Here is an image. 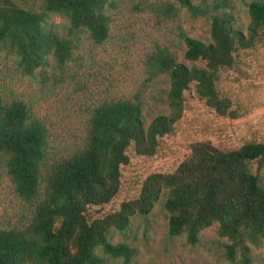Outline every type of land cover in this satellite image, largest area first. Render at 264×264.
I'll use <instances>...</instances> for the list:
<instances>
[{"label": "trees", "instance_id": "obj_1", "mask_svg": "<svg viewBox=\"0 0 264 264\" xmlns=\"http://www.w3.org/2000/svg\"><path fill=\"white\" fill-rule=\"evenodd\" d=\"M193 16L207 11L192 0H175ZM112 0H0V49L18 56L22 72L33 74L48 64L72 58L74 35L88 32L95 43L108 37ZM246 33L228 12L210 15V41L183 33L184 58L202 61L187 66L166 48L148 57L150 77L166 73L168 114L145 125L138 98L103 100L90 111L81 146L49 161L47 129L32 117L21 99L0 95V160L15 194L32 207L26 224L0 228V264H104L105 257L128 263L135 253L125 242L113 243L111 231L123 232L135 214L147 215L164 193L167 234H184L195 245L202 229L218 223L224 257L253 264L251 245L264 246V141L221 149L209 140L195 141L190 153L170 172L155 171L134 198L101 212L118 193L121 168L129 152L152 156L160 138L173 132L191 86L199 99L220 116L235 117L231 101L218 88L220 71L231 68L239 49L264 37V0L247 3ZM67 20L66 34L51 16ZM250 244V245H249Z\"/></svg>", "mask_w": 264, "mask_h": 264}, {"label": "rangeland", "instance_id": "obj_2", "mask_svg": "<svg viewBox=\"0 0 264 264\" xmlns=\"http://www.w3.org/2000/svg\"><path fill=\"white\" fill-rule=\"evenodd\" d=\"M207 11L193 16L175 0H112L106 40L95 43L86 31L74 35L72 58L59 66L52 57L48 64L29 75L22 72L18 56L0 49V95L21 99L32 117L47 129L49 161L65 157L82 145L93 107L112 98H138L145 125L158 114H168L166 73L150 77L148 57L166 48L179 63L203 66L202 61L184 58L183 33L210 41V15L228 12L236 28L246 33L250 0H192ZM66 34L67 20L51 16ZM218 88L231 101L236 116H220L199 99L191 86L184 92V110L172 133L160 138L152 156L129 152L130 161L121 168V185L101 212L137 196L141 183L151 172L173 171L190 153L195 141L209 140L221 149H234L246 142L264 141V37L253 46L239 49L231 68L220 71ZM163 193L147 215L135 214L123 232L111 231L113 243L125 242L135 253L126 264H240L239 254L231 262L223 255L218 223L202 229L199 241L189 244L184 234H167L168 213ZM32 207L14 192L0 160V228L26 224ZM250 245V244H249ZM253 264H264V246L251 245ZM104 264H125L122 257H105Z\"/></svg>", "mask_w": 264, "mask_h": 264}]
</instances>
